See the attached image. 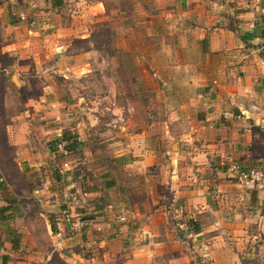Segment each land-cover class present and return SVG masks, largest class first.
Returning a JSON list of instances; mask_svg holds the SVG:
<instances>
[{
    "label": "rangeland",
    "instance_id": "obj_1",
    "mask_svg": "<svg viewBox=\"0 0 264 264\" xmlns=\"http://www.w3.org/2000/svg\"><path fill=\"white\" fill-rule=\"evenodd\" d=\"M105 2L107 13L87 19L89 30L85 33L83 29L73 30L86 20L79 13V0H65L63 10L57 11L50 8L48 0H0V176L7 189L2 197L15 204L22 201L24 210L14 211L6 225L19 233L22 247L11 259L23 264H66V260L67 264H155L153 261L158 257L164 256L166 260L168 255L176 257L184 246L187 257L178 258L177 264H209L205 253L214 244L210 241L216 243L219 239L222 246L217 248H223V255L229 259L224 258V264H264V234L254 214L245 223L243 232L240 231L242 234L230 229L232 234L228 235L221 229L206 232L217 221L204 210L202 215L195 216L204 233L197 236L191 233L192 224H188L190 219L186 218V215L192 216L188 214V207L176 208L174 204L172 191L178 181L174 171L176 164L189 161L187 152L195 145L190 135L197 110L146 106L141 119L150 120L154 126L147 131L143 148L137 150L141 156L134 157L131 153L126 159L115 157L110 141L119 138L115 134L117 122L112 116L116 108L110 109L105 105L108 102H98L95 106L91 103L105 95L117 94L123 98L128 92L123 94L118 86L127 88L132 78L143 80L147 85L156 78L149 71L139 77L116 76L112 72L111 63H118L121 68L123 63L130 62L127 52H120L116 47L118 42L122 45L128 34H133L134 29L128 32L124 22L132 12L136 13V8L132 0ZM120 5L125 11L116 10ZM151 5L150 10H153L154 4ZM132 7L135 12L128 11ZM136 17L141 15L136 13ZM146 33L142 28L135 29L140 40L137 51L144 49L142 41ZM82 34L91 35L92 41L83 40ZM153 48L149 44L145 50ZM109 55L114 56L113 59ZM149 63L156 65L152 58L143 61L140 57L135 61L140 71L150 66ZM14 76L20 85L14 82ZM48 86L59 89L54 93L58 100L67 95L72 98L81 95L90 101V106L85 104L74 110H68L65 105L53 106L48 97L54 94L51 90L46 92ZM138 96L142 97L143 92ZM31 100L42 101V105L37 108ZM168 119L171 121L168 125H160ZM78 123L82 124L84 133L82 150L67 155H64L65 150H59L61 158L55 148L57 139L71 127L78 129ZM141 131L136 123L124 137L133 142L130 138ZM31 152L39 156L38 167H34L33 172L22 173L17 161ZM180 152L186 154L178 162ZM143 155L153 158L148 161L149 166L127 167L135 160L144 159ZM62 162H70L72 166L65 175L60 173ZM202 168L205 167L200 170ZM202 174L210 180L216 179V171L202 170ZM59 175L63 178L59 179ZM72 181L77 182L74 187ZM110 181H114V187L107 189ZM35 189L48 190L37 194L51 202L48 206L35 198ZM71 196L77 197L74 203ZM77 217L89 219V228L72 231ZM122 217H126L125 222L120 220ZM162 220L168 224H163ZM224 222L238 225L236 220ZM153 223L161 226V236L150 238L144 230ZM163 236H167L170 252L151 254L149 245ZM49 258L52 261L47 263ZM221 262L222 258L219 264Z\"/></svg>",
    "mask_w": 264,
    "mask_h": 264
},
{
    "label": "crops",
    "instance_id": "obj_2",
    "mask_svg": "<svg viewBox=\"0 0 264 264\" xmlns=\"http://www.w3.org/2000/svg\"><path fill=\"white\" fill-rule=\"evenodd\" d=\"M79 1L78 5L81 8L79 13L86 20L81 22L82 26L73 27V30L83 29L87 33L89 30L87 19L92 16H104L107 13V4L105 0ZM153 1L132 0V6L141 17H136V13L132 12L126 18L124 26L126 25L128 32L132 29L134 32L132 35L128 34L121 46L118 42L116 47L120 52H127L126 56L130 62L123 63L121 68L118 63L110 65L114 66L111 70L116 76H146L144 73L149 71L156 81L153 79V82L147 85L143 80L132 78L127 88L118 86L123 94L128 92L123 98L117 94L105 95L91 103L95 106L98 102H108L105 105H109L110 109L116 108L112 116L116 119L113 121L117 122L115 134L119 138L110 141V148L116 152L115 157L118 160L126 159V155L131 153H134V157L141 156L137 150L139 147L143 148L146 133L154 126L150 120L146 122L145 119H141L144 117L145 107L150 108V104L166 110H197L190 135L195 145L187 152L189 161L181 165L176 164L174 171L178 175V181L174 183L172 191L176 208L183 205L188 207L189 213L187 210L185 212L192 216L186 215V218L194 220L201 229L196 233L195 226L191 225V233L197 236L204 233L195 216L202 215L204 210L213 220L219 222L217 225L220 226L218 227L216 222L212 227H208L206 232H218L220 229L226 231L224 233L228 235L232 234L230 229H236V233L243 232L246 228L245 223L254 214L256 220H259V230L264 234V183L254 190H246L229 172L231 162L239 163L244 169L253 167L264 169V58L261 55L264 52V0ZM151 3L154 4L153 10H150ZM118 7L116 8L118 12L125 11L122 9L123 5ZM133 7L127 10L134 11ZM138 28L147 32L145 40L142 41L144 45L142 51H137L136 47L140 44L135 34V29ZM81 38L88 40L89 43L92 41L89 34H82ZM149 44L154 46L151 51L145 50ZM109 57L113 59L114 56ZM140 57L143 61L152 58L155 67L149 63L150 66L141 68V74L135 64ZM115 65L118 68L115 69ZM75 78L79 76L75 75ZM54 87L48 86L46 92L50 90L51 94L58 92L59 89ZM141 92L142 97L138 96ZM31 101L37 108L42 105V101ZM48 101L53 106L65 105L68 110L84 107L85 104L90 106L88 103L90 101L81 95H75L73 98L67 95L58 100L54 94L49 95ZM252 106H257L259 110H252ZM75 112L80 114L77 109ZM169 121L170 119L164 120L160 125H168ZM136 123L140 125L142 131L134 138H130L133 142H128L124 136L131 133L130 128ZM81 126L82 124L78 123L77 131L80 141L84 142ZM135 144L138 146L135 147ZM185 154V152L178 154V162ZM143 156L144 159L135 160L127 167H139L140 164L144 167L149 166L148 161L153 158ZM38 159V154L31 152L24 154L17 164L22 173L30 170L33 172L32 169L38 167ZM202 166L205 167L202 168L203 171H216V179L210 180L205 177L200 170ZM75 184L77 182L72 181L71 186L74 187ZM47 191L34 190L35 198H39L44 206L51 202L37 194ZM2 194L0 191V209L8 206V201ZM87 194L86 192L85 195ZM36 202L41 207L37 200ZM14 211L15 209H12L0 213V264H23L11 259L19 249L22 250L19 233L6 227L8 218H11ZM137 214L140 216L139 212ZM218 216L223 223L218 220ZM148 218L151 219L149 216ZM234 220L238 221L237 226L235 223L224 224V221ZM162 223L168 224L165 220H162ZM184 223H181L180 227H183ZM22 230L19 232L22 233ZM144 232L148 233L150 238L161 236V226L150 224L145 227ZM167 241V236L152 241L149 245L151 254L160 251L170 252ZM219 242V239L216 243L210 241V244H214L205 253L209 264H219L221 258V263L224 264V258L228 259V256L223 255L225 254L223 248H217L218 245L222 246ZM213 247L216 249H212ZM180 248L182 251L176 257L171 256L174 257L173 260L168 255V260L162 256L156 258L153 263L158 264L156 260H159L166 264L168 262L177 264L178 258L183 259L186 256L184 246ZM51 261L49 258L47 263ZM65 262L67 264V260Z\"/></svg>",
    "mask_w": 264,
    "mask_h": 264
},
{
    "label": "built area",
    "instance_id": "obj_3",
    "mask_svg": "<svg viewBox=\"0 0 264 264\" xmlns=\"http://www.w3.org/2000/svg\"><path fill=\"white\" fill-rule=\"evenodd\" d=\"M252 110L258 111L259 108L257 106H252ZM243 115L245 113L243 112ZM65 143L60 145L62 150ZM67 155L68 152L65 151ZM72 170V166L70 162H65L61 165V173L66 174ZM229 172L233 179H235L243 188L246 190H254L258 185L264 183V169L253 167L250 169H244L239 163L231 162L229 165ZM77 197L71 196V203H74ZM122 222L126 221V217H122L120 219ZM91 225L90 222L83 220L81 217H77V221L71 226L72 231H82L86 228H89Z\"/></svg>",
    "mask_w": 264,
    "mask_h": 264
},
{
    "label": "trees",
    "instance_id": "obj_4",
    "mask_svg": "<svg viewBox=\"0 0 264 264\" xmlns=\"http://www.w3.org/2000/svg\"><path fill=\"white\" fill-rule=\"evenodd\" d=\"M48 3L50 5V7L53 10H61L63 9V7L65 6V0H48ZM262 57L264 58V52L261 53ZM69 131H64L59 138L57 139V143H56V152H59V150H61L60 145H62L63 143H65V145L63 146L62 150H65L66 152L73 153L74 151H79L81 152L82 147H83V142L80 141V137H79V133L77 131L76 127H71L70 129H68ZM59 155H61V152H59ZM65 155V153H64ZM61 158H63V156H60ZM64 162V161H63ZM62 162V163H63ZM61 173V170H60ZM69 173V172H68ZM62 174V173H61ZM59 179H62V175L58 176ZM3 179L0 176V191L3 193L4 190L6 191V187L3 183ZM114 187V181H110L109 183H107L106 188L107 189H111ZM33 189V188H32ZM8 201V200H7ZM13 204V205H12ZM15 209V213H19L24 212L23 210V205H22V201H19L18 203H11V201H8V206L7 207H3L2 209H0V213H4L7 211H11L12 209ZM10 219V217L8 218V220ZM85 221H90L89 219H84ZM192 226H195V232L198 233L201 231V229L196 225L194 220L189 221ZM54 230L56 231V228L54 227ZM85 230V229H84ZM83 230V231H84Z\"/></svg>",
    "mask_w": 264,
    "mask_h": 264
},
{
    "label": "water",
    "instance_id": "obj_5",
    "mask_svg": "<svg viewBox=\"0 0 264 264\" xmlns=\"http://www.w3.org/2000/svg\"><path fill=\"white\" fill-rule=\"evenodd\" d=\"M13 80H14V82H15L17 85H20V83H19V81H18V79H17L16 76L13 77ZM173 148H175V145L173 146Z\"/></svg>",
    "mask_w": 264,
    "mask_h": 264
}]
</instances>
